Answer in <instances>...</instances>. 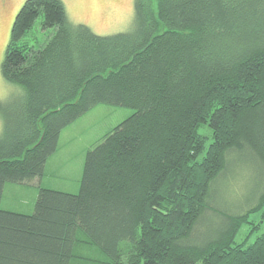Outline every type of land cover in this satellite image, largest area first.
Masks as SVG:
<instances>
[{
    "label": "trees",
    "instance_id": "1",
    "mask_svg": "<svg viewBox=\"0 0 264 264\" xmlns=\"http://www.w3.org/2000/svg\"><path fill=\"white\" fill-rule=\"evenodd\" d=\"M134 10L131 32L107 36L70 24L61 0L16 15L1 73L24 94L0 104V264H264V234L236 242L264 192L215 234L197 230L233 151L264 166V0ZM38 20L55 29L40 48ZM102 104L134 113L88 151L79 192L39 185L32 214L3 209L6 185L40 183L62 131Z\"/></svg>",
    "mask_w": 264,
    "mask_h": 264
},
{
    "label": "rangeland",
    "instance_id": "2",
    "mask_svg": "<svg viewBox=\"0 0 264 264\" xmlns=\"http://www.w3.org/2000/svg\"><path fill=\"white\" fill-rule=\"evenodd\" d=\"M26 0H0V104L4 106L20 98L22 88L7 83L1 73L7 45L16 15ZM67 20L72 25L84 24L101 36L131 32L135 26L134 0H61ZM38 20L30 32V40L36 48L43 47L55 29L41 30ZM134 113L133 109L111 105H98L86 115L65 128L59 147L48 160L40 183L19 185L9 183L3 195L2 208L9 211L32 214L39 193L43 188L78 193L86 155L103 141L105 136ZM4 123L0 116V135ZM200 133L211 142V130L204 126ZM234 152V151H233ZM232 152L227 167L212 183L207 210L200 219L197 230L216 233L226 223V215H240L256 206L264 192V166L250 152ZM262 211L251 213L237 235V243L251 245L264 234ZM259 225V227H256Z\"/></svg>",
    "mask_w": 264,
    "mask_h": 264
},
{
    "label": "crops",
    "instance_id": "3",
    "mask_svg": "<svg viewBox=\"0 0 264 264\" xmlns=\"http://www.w3.org/2000/svg\"><path fill=\"white\" fill-rule=\"evenodd\" d=\"M33 185V184H32ZM30 186V185H29Z\"/></svg>",
    "mask_w": 264,
    "mask_h": 264
}]
</instances>
